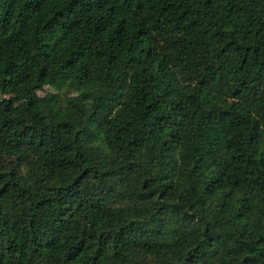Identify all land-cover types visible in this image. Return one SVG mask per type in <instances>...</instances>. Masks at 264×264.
<instances>
[{
  "label": "trees",
  "instance_id": "trees-1",
  "mask_svg": "<svg viewBox=\"0 0 264 264\" xmlns=\"http://www.w3.org/2000/svg\"><path fill=\"white\" fill-rule=\"evenodd\" d=\"M58 72L0 106V264H264V0H0V93Z\"/></svg>",
  "mask_w": 264,
  "mask_h": 264
},
{
  "label": "rangeland",
  "instance_id": "rangeland-1",
  "mask_svg": "<svg viewBox=\"0 0 264 264\" xmlns=\"http://www.w3.org/2000/svg\"><path fill=\"white\" fill-rule=\"evenodd\" d=\"M5 2L9 5L13 4V0H5ZM65 80L66 74L63 72H58L53 77V80L47 85L30 88L24 91L0 93V106L5 101H9L13 105H17L28 95H33L40 100L56 96L64 103L73 104L77 101L76 91L73 88L66 87ZM260 90L264 92V86ZM216 132L219 134L218 128H216ZM259 148L264 150V139L260 141Z\"/></svg>",
  "mask_w": 264,
  "mask_h": 264
}]
</instances>
